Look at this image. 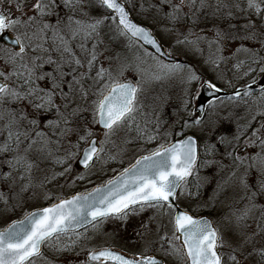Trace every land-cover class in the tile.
<instances>
[{
  "label": "snow or ice",
  "instance_id": "snow-or-ice-1",
  "mask_svg": "<svg viewBox=\"0 0 264 264\" xmlns=\"http://www.w3.org/2000/svg\"><path fill=\"white\" fill-rule=\"evenodd\" d=\"M126 2L136 6L132 0ZM139 7L142 12L153 11L157 23L167 22L163 31L176 34V45L197 51L202 43L209 49L215 46L221 55L210 61L213 65L243 52L247 58L234 64L236 69L247 67L241 78L264 74V0H149L147 8L143 4ZM96 8L103 9V14L93 15ZM238 20L244 23H236ZM106 21H111L107 26L115 34L113 39L127 40L128 47L150 45L162 53L152 32L135 23L120 0H0V182H11L7 183L9 193L21 196L32 190V174L37 169L44 171L41 165L52 156L51 145L71 135L78 138L72 145L77 151L58 158L56 163L63 165L80 155L78 162L85 169L103 158L107 144L124 149L135 140L155 141L157 136L137 121L138 114L145 115L140 97L147 85L181 75L188 84L201 80L210 95L221 91L212 81H203L190 66L165 63L147 50L145 56L155 62L152 72L144 68L143 56L134 61L121 59L119 54L105 56L109 52L102 35ZM74 42H79L83 58L73 51ZM230 45H235L232 57L223 56ZM53 52L59 54L58 58ZM102 57L108 67H104ZM257 84L253 78L243 90L220 98L221 102L227 99L243 105L250 116L244 124H237L232 136L220 135L215 143L204 144L205 156L229 161L204 162L228 170L216 191L217 196L223 192L231 201V213L224 217V232L207 219L180 211L174 203L185 196L188 178L199 163V142L189 135L175 143H161L124 169L116 180L70 199L57 197L51 206L25 213L22 220L0 230V264H36L37 258H44L45 245L61 254L81 248L86 258L75 264H163L156 253L177 257L182 264H264V203L259 202L264 196V85L254 91ZM183 103L187 109L192 98ZM209 107L215 109L216 105L210 101ZM89 112L91 121L83 118ZM203 123L202 119H193L185 121L182 128H202ZM91 124L103 129V140L90 139L94 137ZM46 129L52 130L50 135ZM133 131L135 137L129 135ZM114 138L121 143L118 145ZM79 141L86 143L82 153ZM5 167L7 170H3ZM70 171V167L65 168V172ZM253 173L257 177L254 185L249 179ZM57 175L64 173L49 177L45 172L40 187ZM46 198L51 197L46 194ZM0 201L10 203L3 191ZM147 209H153L155 215L147 222L141 219L134 229L139 238L137 250L84 248L89 226L93 233L108 221L127 228L130 217H139ZM164 217L171 226V236L161 234L167 227ZM157 218L160 223L153 228ZM81 228L83 232L78 231ZM153 231L156 240L150 238ZM65 237L68 243H64ZM62 264L73 262L65 260Z\"/></svg>",
  "mask_w": 264,
  "mask_h": 264
},
{
  "label": "rangeland",
  "instance_id": "rangeland-1",
  "mask_svg": "<svg viewBox=\"0 0 264 264\" xmlns=\"http://www.w3.org/2000/svg\"><path fill=\"white\" fill-rule=\"evenodd\" d=\"M120 2L125 3L126 8L130 13V17L134 21L143 24L152 32V34H154L159 43L164 47L168 56L180 59L184 65L193 68L203 81L210 80L217 84L221 91L228 92L232 95L236 89L243 90L244 86L251 83L253 78L258 81L257 85H253V89L258 90L260 85H264V78H262L264 77V74L252 73L249 76L241 78L243 73L247 71V67L236 69L234 64L238 59H246L248 54L241 52L238 56L232 57L235 45H230L223 53V56L232 58L224 59L219 62L218 66H215L210 61L216 56L221 55V53L215 51V46H213L212 49H209L206 43H202L200 45V50L197 51L191 46L176 45V34L163 31L164 26L167 24L166 21L161 20L157 23L153 19V11L142 12L140 10L139 6L141 4L147 8L149 0H132V3L136 5L135 7L127 3L126 0H120ZM101 14L103 13L99 8L93 10V15ZM52 22H55L54 18ZM236 23L243 24L244 21L238 20ZM257 24H259V21H257ZM196 31H199V29H196ZM50 35L51 34L49 33V36ZM104 42L109 48V52L105 53V56H111L114 58L119 54V52L116 51V48L109 46L110 44H107L105 40ZM78 43L79 42H74L71 47L77 55H80L81 58H83ZM88 47H91V43L88 44ZM125 51V56L124 54L119 55L121 59L134 61L136 57L143 56L146 60L144 68L148 72L154 71L155 62L151 58L153 55L145 56L146 50L144 48H141L139 45L138 48H136V46L133 45L132 47L127 46ZM38 54L44 55L43 53ZM52 54L54 57L58 58V53L53 52ZM102 59L104 67H108L107 59H104L103 57ZM113 63H115L114 59ZM97 67H99V64ZM200 87L201 80L188 84L181 75H175L163 81L147 85L146 91L140 97L143 104L142 111L145 115L138 114L137 121L142 128H147L149 134L156 135L157 139L152 143H144V139L135 140L124 149L114 147L112 144H107L105 145L106 151L102 154L103 158L98 160L91 169L82 171L76 166V161L78 160L79 155L68 160L67 163L63 165L56 163L58 158L62 159L67 153L77 151V149L72 147L73 144L77 143L78 138L75 135L67 137L60 144H52V156L47 157L41 165V168L44 169V171L37 169L32 174L33 184L35 185L32 190L23 193L21 196H17L15 192H8L7 183H11L10 181L7 183L0 182V191L5 192L6 198L10 199L9 205H5L0 201V229L5 227L10 221L14 220V218L18 219L30 210L44 207L53 202L55 203L57 197L65 198L71 194L82 193L88 191L94 186L103 184L105 181L111 179L117 173L132 164L136 157L148 154L161 143H170L175 137L178 139L181 138V136L179 137L178 135L185 132L193 135L198 140L200 145V160L197 164L196 170L185 186V196L181 197L176 202L179 208L190 212L194 216H198L202 212H208L209 215L206 216L211 218L214 227H217L221 232H224V217L231 213V209L229 208L231 201L226 198V195L223 192L217 196L216 191L217 183L223 182L228 174V170L225 169L224 171H221L219 164L212 163L211 166H206L204 162L206 160L215 161L221 159L224 164H228L229 161L220 156H205L204 144L205 141L215 143L220 135L232 136L236 131L237 124H244L249 118L250 113L243 105H237L229 101L222 105L215 103V109H210L208 104L204 108V115L202 118L204 123L202 128H182L185 121L191 122V120L197 119V114H194L193 110L196 107V96L199 93ZM188 97L192 98V104L185 109L183 102ZM88 103H91V100H89ZM83 118L91 121V113L83 114ZM146 121H150V123L146 124ZM82 122L83 120H81V123ZM90 126L94 132V137L97 138L96 140H103V131L96 130V124H91ZM157 128H159L158 133ZM45 131L50 135L52 130L46 129ZM166 133H170V135L165 137ZM123 135L124 133L120 134V136ZM129 135L135 137L136 133L133 131ZM58 138V136L53 137V139ZM114 139L118 145L121 143L119 138ZM79 144V152L81 153L80 150L86 146V143L85 141H79ZM220 151L223 152V149ZM249 151L254 150L249 149ZM110 156L114 158L110 159ZM69 167L71 168V171L65 172V168ZM3 170H7L6 167ZM45 172H47L49 177L54 173H64V175H57L56 179L51 183H46L43 187H40V182L43 180ZM77 176H83L84 178L77 179ZM256 178V174L253 173L249 178L250 183L254 185ZM16 192H19V183L17 184ZM188 192H191L192 195H187ZM46 194L51 198H46ZM231 194L232 189L229 188L228 195ZM259 202L264 203V196L259 197ZM240 206H242V204ZM154 215L155 212L153 209H147L141 213L139 217L132 216L129 219L127 228H125L123 224L115 221L103 223L100 226L99 231L95 233L92 232L90 227L88 232L89 239L85 242L84 248L111 246L113 249L119 251L122 249L135 251L137 250V241L139 238L135 235L134 229L139 227V221L141 219L147 222L148 218ZM167 219V217L163 218V223L165 225H167ZM156 223H160L159 218L153 223V228H155ZM165 232L171 236L170 225L162 228L161 234H164ZM150 238L152 240L158 238L155 231L151 233ZM63 241L64 243H68L66 237L63 238ZM76 252H79L80 255L77 256ZM156 255L163 260L164 264H182L181 260L177 257L164 256L163 253H156ZM43 257V259L37 258L36 264H49V262H53V264H62L65 260H71L73 264H75L76 261L86 258L85 251L81 248H77L75 252L71 254H61L55 252L47 245L44 248Z\"/></svg>",
  "mask_w": 264,
  "mask_h": 264
},
{
  "label": "water",
  "instance_id": "water-1",
  "mask_svg": "<svg viewBox=\"0 0 264 264\" xmlns=\"http://www.w3.org/2000/svg\"><path fill=\"white\" fill-rule=\"evenodd\" d=\"M139 25V24H138ZM154 36V35H153ZM155 37V36H154ZM158 41V40H157ZM159 43V42H158ZM160 44V43H159ZM139 45H141V47H143L145 50H147L148 52H150V54H153L154 56H157V57H159L160 59H162V60H164L165 62H167V63H182L181 62V60L180 59H176V58H173L172 56L170 57V56H168L167 54H165L166 52H165V49H164V47L162 46V53H157L156 52V50L155 49H153L150 45H143L142 43H139ZM225 96H227V93H225V92H223V91H220L219 93H213V94H209V90L206 88V87H200V89H199V93L197 94V96H196V107L194 108V113L195 114H197V118L198 119H201L202 118V116H203V113H204V111L203 112H201L200 111V109L201 108H203L204 109V107H205V104L207 103V102H209V101H211V100H216V99H218V98H221V97H225ZM97 129H99V130H103L99 125H97ZM187 136H189V134L188 135H186V136H184L182 139H185V138H187ZM191 136H193V135H191ZM194 137V136H193ZM93 138H95V139H97L96 137H93ZM195 138V137H194ZM92 139V138H91ZM182 139H180V140H182ZM196 139V138H195ZM179 140H172L170 143H175V142H178ZM82 151H83V149H82ZM82 151H81V153H82ZM147 155V154H146ZM140 157V156H139ZM139 157H137L136 159H135V161L130 165V166H128L127 168H130L132 165H134L135 164V162H136V160L137 159H139ZM81 157L79 156V159H80ZM79 159L77 160V166L81 169V170H85V168H83V166L78 162L79 161ZM126 169V168H125ZM123 172H124V170L123 171H121L120 173H118L117 175H115L113 178H111V179H109V180H107V181H105V183H103V184H101V185H97V186H94V187H92L90 190H88V191H85V192H83V193H76V194H72V195H70V196H68V197H66V198H68V199H70L72 196H74V195H77V194H87L88 192H91L93 189H95V188H97V187H101V186H104V185H106L109 181H111V180H116L117 178H119L120 176H122V174H123ZM190 178V177H189ZM188 178V179H189ZM174 203L176 204V202L174 201ZM53 203H51V205H52ZM51 205H48V206H44V207H41V208H37V209H33V210H31V211H29L28 213H30V212H38V211H41L43 208H45V207H49V206H51ZM177 205V204H176ZM177 207H178V205H177ZM179 208V207H178ZM179 210L180 211H184L183 209H181V208H179ZM191 215V214H190ZM192 217H194L193 215H191ZM24 218V216H22L21 218H19V219H15V220H13V221H11V222H9L4 228H6V227H8V225L9 224H11V223H13V222H15V221H19V220H22ZM194 218H197V219H207L210 223H212V221H211V218H209V217H207L206 215H201L200 217L199 216H197V217H194ZM4 228H2V229H0V230H3ZM80 230H83V228H81V229H78V231H80ZM178 244H179V242H177Z\"/></svg>",
  "mask_w": 264,
  "mask_h": 264
},
{
  "label": "trees",
  "instance_id": "trees-1",
  "mask_svg": "<svg viewBox=\"0 0 264 264\" xmlns=\"http://www.w3.org/2000/svg\"><path fill=\"white\" fill-rule=\"evenodd\" d=\"M102 13H103V9H99ZM136 22V21H135ZM111 23V21H106L105 27L102 30V35L104 40L107 42V44H110L109 46H112L114 48H116V51L119 52V55L124 54V56L126 55V49H127V44L128 41L123 39V38H117V39H113V36L115 35L113 32H111L109 30V27L107 25H109ZM138 23V22H137ZM140 24V23H138ZM143 25V24H141ZM144 26V25H143ZM136 48H138V44H135ZM227 99H224L223 102H221V99H218L216 101H213L214 103H218L220 105L225 104V102H227ZM183 135H186L187 133L183 132L180 135H178L179 137ZM209 215L208 212H202L199 215Z\"/></svg>",
  "mask_w": 264,
  "mask_h": 264
}]
</instances>
